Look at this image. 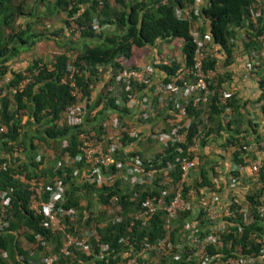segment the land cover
<instances>
[{"label":"trees","instance_id":"obj_1","mask_svg":"<svg viewBox=\"0 0 264 264\" xmlns=\"http://www.w3.org/2000/svg\"><path fill=\"white\" fill-rule=\"evenodd\" d=\"M29 1L33 5L38 3L48 5L50 3L54 10L65 12L67 19L63 21L64 26H59L48 33H29L31 22L14 25L17 18L26 15L24 9ZM253 4L252 0H204L199 4L196 0H112V2L109 0H52V2L49 0H0V85L7 90V94L0 98V123L7 127L6 133L2 134L4 140L1 142V148L6 152V155L0 161L8 162L9 156L6 169H0V188L6 189L11 198L8 207L9 225L6 232H0V263L5 260L16 262L18 257H22L23 260L30 257L35 261L38 260V255L47 251L35 242L34 235L36 233L42 235L51 251H57L60 245V235L44 228L40 224L41 217L34 215L27 206L29 192L25 181L36 173L34 170H41L39 166L46 159V153L39 152V154L37 153L39 160H34L37 142L52 149L50 165L54 167L57 160L61 161V165L54 172L60 174L65 171L63 179L65 201L62 203V207H72L76 215L72 219L66 217L60 222L69 231L74 225L77 231L79 229L78 232L76 231L79 234L91 226H94L96 230L95 235L88 238L90 248L87 251H81L79 247H72L67 255H59L54 264H109L120 258L119 251L122 248L118 241L120 237L127 235L135 244H138L145 236L148 241H152L164 233L161 210L153 214L143 227H138L137 224L130 225V215L139 210L141 199L149 189L142 191L135 199H132L130 194H120L115 206H117L116 213L121 216V221L112 223L107 211L108 198L111 194L116 193L115 187L117 189L121 187L119 178H113L110 184H88L72 175L74 165L80 166L81 162L65 165L63 159L65 156L72 158L77 153L76 142L79 132L84 131L87 138L91 140L97 139L104 132V128L100 124L106 118L104 112L115 110L118 112L119 118L123 117L122 113L126 108L117 101L121 98L124 99L125 93H131L134 90L144 91L145 85L137 84L131 87V92L130 90L124 92L121 97L115 95L114 90L118 85L114 80L115 74L124 68L137 66L134 64L124 66L123 64L131 57L132 49L153 46L159 40L172 41L178 38L181 40V62L185 65L191 64L194 39L189 33V20L177 17L174 13L175 8L187 6L192 10L194 6H200L202 26L199 34L207 31L211 41V45L207 44V48L211 51L209 50L210 54L206 57L204 66L215 70L217 61L213 53L221 52L227 58L236 49L237 42H240L241 51L245 56L250 50L260 47L256 36L264 32V18L259 16L254 21L250 18L249 11ZM262 4L264 3H260L257 7ZM262 11L264 13V8ZM29 15L32 16L31 14L27 16ZM70 21L75 24V28L79 32L78 39L73 42L70 41L73 32L65 30ZM104 25H112L113 29L105 32L101 29ZM65 35L69 39L65 40ZM60 36L62 39L59 38ZM42 39L52 40L57 47L68 42L67 50L56 54L49 63L43 62L41 58H33L21 71L7 68L5 63L11 56ZM68 50L74 51L71 62L66 54ZM69 62L74 68L71 77H69L66 68ZM181 62L170 58V64H154V59L151 63L163 73L165 76L163 80H167L181 67ZM6 74H9L7 79H5ZM25 77H29V81L23 88L11 93L9 88L15 86ZM214 80L217 86L220 78L216 77ZM257 81L260 89L258 99L264 98V74L257 78ZM70 82H73V86L79 91L78 94L70 93ZM215 85L212 83L209 85L212 94L205 104L208 112L207 122L201 118L200 109L195 107L192 99H189L185 104V114L190 119L185 137L187 145L197 140V145L200 147L204 143L205 136L214 129L208 126L210 120L217 119L215 127L222 129L223 125L219 122L217 114L225 107L233 111L228 102L220 108L214 104ZM93 92L95 93L93 94ZM82 104H84V108L80 107L79 110L80 112L84 110L83 123L80 127L69 125L64 119L63 112L73 105ZM90 106L91 110L86 111ZM92 110H94L93 113ZM23 113L27 114L25 124L35 123L41 127L40 130H36V135L29 137V130L22 127L20 117ZM100 114L103 116L102 119L100 117L101 121H95L94 119ZM86 121L91 126H87ZM230 123L229 119L225 124L229 125ZM125 138H122L121 141L124 142ZM127 139L130 140V138ZM8 140L23 146L29 152L31 150L33 159L28 163L12 162L11 145L7 144ZM63 142L66 144L62 145ZM235 143L238 148L235 147L233 151L232 161L244 164L245 161L240 155L245 152L243 146L246 145V142L240 143L237 138ZM181 146L184 148L183 144ZM132 153L138 154L144 160L151 157L160 158L158 165H165L166 161L172 163L175 169L168 173V178L157 175L158 183L152 188L153 192H158V189L163 188L170 190L173 182L179 177L178 165L174 158L183 155V152L179 154L174 150V146L169 145L160 154L147 158L140 153ZM189 156L192 157L193 154L189 153ZM199 161L201 162V157H199ZM18 173H24L25 181L19 179ZM194 173L195 171L191 176H194ZM258 173L257 185L252 184V189L248 190L243 198V203L247 206L248 217L242 221L241 215L237 214L235 219L231 220L241 226V233L236 232L235 225L230 226L227 234H220L223 242L222 248L218 245L209 246L208 252L212 254L224 252V244L228 239L243 247L246 243L252 245V239L248 238L252 232H256L258 236L264 235V218L259 216L257 209L261 203L260 196L264 193V165L260 167ZM199 176L201 181L196 186H207L216 192L220 191L221 188H215L214 183L205 179L202 174ZM196 177L197 175L194 179ZM189 183L185 185L184 190L191 187ZM91 195L96 196L95 202L99 205L96 214H93L90 207L89 197ZM231 207L234 208V204ZM186 214L187 212H182L181 216L185 217ZM83 215L86 217L82 220ZM128 227L131 228V231H128ZM20 237L24 238V241H21ZM102 243L109 246L108 252L103 257H93L94 253H98L99 244ZM253 249L251 246L245 251ZM1 251H5L4 257L1 256Z\"/></svg>","mask_w":264,"mask_h":264},{"label":"built area","instance_id":"obj_2","mask_svg":"<svg viewBox=\"0 0 264 264\" xmlns=\"http://www.w3.org/2000/svg\"><path fill=\"white\" fill-rule=\"evenodd\" d=\"M196 2L199 4V0ZM199 7L194 6L192 10L187 6L174 9L177 17H184L189 20V33L194 39L190 65L181 62V67L167 80H163L165 76L161 71L160 76L154 80L153 71L155 67L152 63L124 68L114 76V80L118 84L114 90L117 97H121L122 93L129 90L131 92L132 86L145 85L144 91L134 90L131 93H125L126 97L118 100V103L122 104L129 112L134 111L141 120H148L155 113L154 104L151 101V97H153L159 106H164L168 114L174 117L171 126L168 128L155 127L148 132L147 136L158 143L162 150L170 145L174 146V150L179 154L184 153L174 158L178 165L179 177L173 182L170 190L163 188L158 189V192H153L152 188L158 183L156 181L157 175L168 178V173L175 169L174 165L168 161L165 165H158L160 158L146 157L147 159L144 160L138 154L125 151L121 139L124 137L139 139L141 135L136 127L125 124L116 114H109L100 122L104 128L101 140H91L87 138L84 131L79 132L76 142L77 153L72 158L65 156L63 159L65 165L81 162L80 166L74 165L72 175L88 184H110L113 178H119L121 187L117 189L114 186L116 193L111 194L108 198L107 211L112 223L121 221V216L116 213L115 202L123 193L130 194L132 199H135L142 191L149 189L141 199L139 210L130 215V225L137 224L138 227H143L153 214L159 210L162 212L164 233L161 236L152 241H148L145 236L138 244H135L127 235L120 237L118 239L122 245L119 251L120 258L109 264H264V235L258 236L256 232H252L248 237L252 239V245L246 243L242 247L228 239L224 244V252L212 254L207 251L209 246L218 245L222 248L223 242L220 234H227L230 226L235 225L237 227L236 232L241 233V226L237 222L231 221L235 219L237 214L241 215L242 221L248 217L247 206L244 205L241 195L229 191L227 197L221 198L213 188L196 186L201 181L200 176L195 178L194 185L184 190L192 172L196 170V152L198 150L197 140L188 145L185 142L186 130L190 121L185 117V104L189 99H192L195 107L201 108L208 102L212 94L209 85L212 83L215 72L214 69L204 66L205 59L210 54L207 44L211 41L207 31L199 34L202 26ZM252 8H250L249 16L253 21L259 16L264 18L262 11L264 4L260 7L253 5ZM66 29L73 32L74 36H78L79 32L71 21ZM256 41L260 47L250 50L243 61V67L247 73H256L262 65L264 66V32L256 36ZM155 62L170 64V59H163L162 56H158ZM66 68L69 77H71L74 71L72 63L69 62ZM28 81L29 77L23 78L15 86L10 87L9 91L14 93L22 89ZM70 86L71 94L79 93L77 88L73 86V82H70ZM217 89H215L217 94H215L214 104L220 108L227 104L230 93L221 88ZM6 92V88L0 85V98L5 96ZM83 105H73L66 112H63L64 119L69 125L81 126L84 110L80 112L79 108L83 109ZM253 107L258 110V120L264 126V98H259ZM222 112L225 121H227L230 116L229 108L225 107ZM6 131V125L0 123V159L6 155V152L1 148V142L4 140L2 134ZM7 144L11 145L12 162L28 163L20 159V154L25 151L23 146L17 145L12 140H8ZM65 144L66 142L62 143V145ZM181 144L184 145V148ZM243 148L245 152L241 153L240 157L245 163L231 162L229 172L226 175L227 184L230 188H236L243 180L257 185L259 169L264 165V134L257 141L246 143ZM249 150H253L256 154L255 158H252L253 160L246 158L245 153ZM189 153L193 156L190 157ZM34 160L38 161L39 155H36ZM8 162L0 161V169H6ZM60 165L61 161L57 160L52 169L53 174L48 179L41 170H34L36 173L32 174L26 181L24 180V173L17 174L20 180L27 183L28 209L34 215L41 217L40 224L44 228L60 235L58 250L51 251L42 235L36 233L34 235L35 242L47 251L38 255V260L35 261L31 257L23 260L22 257H18L16 262L5 260L0 264H54L59 255H67L72 247H79L81 251H87L90 248L88 238L95 235L94 226L79 234L77 233L79 229L77 231L74 225L69 231L60 222L66 217L72 219L76 215L72 207H62V203L65 201V185L63 183L65 171L60 174L54 172ZM212 182L215 188H220L218 183ZM196 188L201 196H205V199L193 206L190 198ZM10 199L7 190L0 188V232L3 233L7 231L9 225L8 207ZM260 201L261 203L257 208L258 214L264 218V193L261 194ZM233 204L234 208L231 207ZM182 212H187L185 217L181 216ZM85 217L83 215L81 219L83 220ZM130 229L128 227V231H131ZM251 246L254 248L253 250L245 251ZM108 249L107 244H99L98 253H94L93 257H103ZM1 256H5V251H1Z\"/></svg>","mask_w":264,"mask_h":264},{"label":"crops","instance_id":"obj_3","mask_svg":"<svg viewBox=\"0 0 264 264\" xmlns=\"http://www.w3.org/2000/svg\"><path fill=\"white\" fill-rule=\"evenodd\" d=\"M252 1L254 2L253 5L256 6H259L260 3H264V0ZM203 2L204 0H199V3ZM105 27L111 29L113 26L106 25ZM59 38L62 39L61 36ZM64 38L65 40L69 39L67 35H65ZM70 41L73 42V40ZM173 41H175L180 48L181 40L178 38H175L172 41H168L166 44L171 43ZM208 44L211 45V43ZM45 45L48 46L47 49L45 48ZM236 45V49H234L233 53H231L230 56L227 58L221 52L213 53L217 62L212 84H216L214 78H220V80H218V85H215V89L221 88L230 93L227 102L230 103L229 106L231 107V110H233L229 112L232 113L229 116L231 123L229 125L225 124L226 121L224 119L222 111L217 114V118L218 120H220L219 122H221V124L223 125L222 129H217L215 127V125L217 124V119L213 120L212 118L210 120L208 126L214 129L213 131H209V133L205 136L204 143L201 144L200 147H198V150L196 152V154L198 155L196 157V170L194 176H191V178L189 179L190 186L194 185L195 175L199 176L200 174H202L205 179L209 180L210 182L215 181V183H218L219 186H221L220 191L216 192V194H218L221 198L227 197L229 191L234 192L239 196L241 195V197L244 198L245 193L248 190L252 189V183L247 180H243V182L239 183L236 188H230V186L227 184L226 175L229 172L231 162H233V151L235 150V147L238 148L236 143L234 144L236 139L238 138L240 143L243 141H245L246 143H253L254 139L256 140L258 137H260V135L264 134V126L258 120V110L253 107V105L258 101V96L260 93L257 78L264 74V66L262 65L259 69L260 73H258L259 70L256 73H247V71L243 67L245 55L242 51L238 52L237 50L240 46V42H237ZM161 48V50H163V48H165L166 50L168 49L167 45L161 46ZM134 49H132L131 57L127 60H130L133 57L132 61H138V65L145 64V62L148 61V58H150L149 60H151V62L153 61V59L156 58L155 50L153 52H150L149 57L142 58L138 56V54L134 53ZM208 50L211 51V49L209 48ZM58 53H60V51L57 49V45L52 40L46 41L42 39L36 41L32 46H30V49H21L18 54L11 56L5 64L7 65L8 69H11L13 71H21L33 58H41L43 62L49 63ZM179 53L181 55L180 50ZM179 59L181 62L182 56H179ZM160 74L161 73L159 69L157 67L154 68V80L158 78ZM8 77L9 74L5 76V79H7ZM94 93L95 92H93V94ZM215 94H217L216 90ZM151 101L154 104L155 113L150 118H148V120H141L137 117L134 111L129 112L127 109L124 113H122L123 117L119 118L125 124L136 127L141 135L139 139L128 140L127 138H125L123 142L124 150L128 152L140 153L143 157L153 156L162 152L161 146L147 137L148 132L155 127L168 128L169 126H171L174 120V117L168 114L166 108L164 106H159L153 97H151ZM199 109L201 113V118L204 122H207L208 112L206 111V105H203ZM89 110H91V106L87 107L86 111ZM94 110H92V113L94 112ZM109 114L118 115V112L115 110H109L108 112H104V116L106 115L105 117H107ZM100 117L101 119L103 118V116L100 114L94 120L100 122ZM185 117L186 119L188 118L187 116ZM26 119L27 114H21L20 123L22 127L29 130V137L31 135H36L37 133H31L32 128L30 129V126H36V124L32 123L29 124V126H24ZM86 125L91 126V124L88 122ZM102 134L97 139H95V141L101 140ZM40 146L37 147L40 148ZM43 148H47V146L43 145ZM37 150L38 149L36 148V152H34V154L36 155L38 153ZM46 151L50 153L53 152L52 149H50L49 147L46 149ZM31 152V150L30 152L28 150H25L24 153L20 154V159L23 162L31 161L33 159L31 156L33 153ZM42 152L45 151L42 150L40 153ZM47 152H45L46 156ZM246 155L249 159H254L256 156L253 150H249ZM199 157H201V162L199 161ZM50 164L51 163H48L45 159V161L42 162V164L39 166L41 167V171L44 172L43 174L45 175L46 179L50 178L53 174V166ZM190 199L193 203V206H196L197 204L204 201L205 196H201L199 194V191L195 190Z\"/></svg>","mask_w":264,"mask_h":264},{"label":"rangeland","instance_id":"obj_4","mask_svg":"<svg viewBox=\"0 0 264 264\" xmlns=\"http://www.w3.org/2000/svg\"><path fill=\"white\" fill-rule=\"evenodd\" d=\"M49 2H52V0H49ZM109 2H112V0H109ZM24 12H25L26 15L17 18L16 21L14 22V25H16V24H25L26 22H31L30 23L31 25H30L29 33H31V32L48 33V32H50L52 30H55L59 26H62L64 19H67L66 15H65V12H63L61 10H54L52 8V6L50 5V3H48V5H46V3L45 4L44 3H38L37 5H33V3L31 1H29L28 4H27V7H25V9H24ZM28 14H31L32 16H30V15L27 16ZM105 26L106 25L103 26L104 27L103 30L105 32H108V31L113 29V28L108 29ZM71 37H72L71 40H74V41H76L78 39L77 36L73 35V33H71ZM43 40H45V39H43ZM167 42L168 41H165V40H163V41L159 40L153 46L135 48L134 49V53L138 54V56H140L142 58H146V57H149L150 52H153L155 50V55L156 56H162L163 59H170L171 58V59H173L175 61H180L179 56H181V55L179 53V50H180L179 45L176 44L175 41L166 44ZM66 44L60 45L59 47H57V49L60 52L66 51L67 50L66 49ZM166 45H167L168 49L166 50L165 48H163V50H161L162 49L161 46H166ZM47 47L48 46L45 45L46 49H47ZM27 49H30V47H27ZM237 50H238V52L241 51L240 46L238 47ZM72 51L68 50L66 52L70 62H71V60L74 57V55H73L74 51L73 52ZM149 59L150 58H148V61L145 62V64H147L148 62H151V60H149ZM132 60H133V57L130 60H125L124 63H123L124 66H129L130 64L138 65V61L135 60V62H133ZM11 107L13 108L14 105L12 104ZM26 125L27 124H25L24 126H26ZM27 126H29V124ZM31 128H32L31 133H35L36 134V130L37 129L40 130L41 127H39L36 124V126H30V129ZM37 143H38V147L41 145L40 148L37 147V149H38L37 151L38 152H41L42 150L47 152L46 149L48 147L47 148H43L44 144L39 143V142H37ZM48 153H50V152H47L46 161L48 163H50L52 152L50 154H48ZM95 197H96L95 195H91L89 197V199H90V207L93 210V214H96L97 208L99 207L98 203L95 202ZM20 240L24 241V238L20 237Z\"/></svg>","mask_w":264,"mask_h":264},{"label":"clouds","instance_id":"obj_5","mask_svg":"<svg viewBox=\"0 0 264 264\" xmlns=\"http://www.w3.org/2000/svg\"><path fill=\"white\" fill-rule=\"evenodd\" d=\"M157 57H158V56H156V58H157ZM156 58H155V59H156ZM155 59H154V64H156ZM228 120H229V119H228ZM228 120H227V121H228Z\"/></svg>","mask_w":264,"mask_h":264}]
</instances>
